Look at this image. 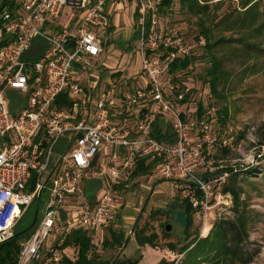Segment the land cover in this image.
<instances>
[{
	"label": "built area",
	"instance_id": "built-area-1",
	"mask_svg": "<svg viewBox=\"0 0 264 264\" xmlns=\"http://www.w3.org/2000/svg\"><path fill=\"white\" fill-rule=\"evenodd\" d=\"M14 1L12 9L5 5L0 10V241L14 234L33 200L46 193L37 225L19 240L17 264H56L64 255L74 259L76 250L69 251L62 244L76 227L90 233L91 249H100L103 242L98 233L103 225H113L124 204L116 187L121 182L127 185L142 157L159 159L151 177L191 174L193 179L186 182L192 191L185 197L193 207L207 209L211 200L223 196L213 189L212 182L218 178L209 176L213 167L203 150L214 137H209L202 120V138L193 141L189 136L178 109L186 91L174 93L170 75L162 74L156 61L144 58L148 79L130 93L115 94L112 88L99 87L98 81L82 82L84 63L102 49L106 0ZM137 1L144 45L149 35L143 31L144 10L152 4ZM64 6L69 10L63 11ZM36 36L46 46L39 57L31 59L29 49ZM170 54L176 55L177 47ZM10 91L21 103L13 112ZM61 92L67 94L68 104L58 107L55 99ZM156 114L168 119L173 142L151 135L150 123ZM187 157L197 159L209 171L193 175L185 164ZM92 178L106 180V185L91 200L81 201L84 184ZM196 189L202 192L201 199Z\"/></svg>",
	"mask_w": 264,
	"mask_h": 264
},
{
	"label": "rangeland",
	"instance_id": "rangeland-1",
	"mask_svg": "<svg viewBox=\"0 0 264 264\" xmlns=\"http://www.w3.org/2000/svg\"><path fill=\"white\" fill-rule=\"evenodd\" d=\"M143 1L146 5L152 4L150 7H145L144 13L150 10L151 18L154 19L149 35L144 37V45L141 44L140 36L135 37L137 26L140 28L141 23L139 2L137 0H106L103 10L107 24L101 34L102 49L98 55L88 58V61L84 63L85 66L80 72L81 80L87 85L98 81L99 87L112 88L115 94L130 93L136 87L144 85L148 79L143 68L144 58L156 61L162 69V74L170 75L174 93L179 90L189 93L188 99L181 101L178 105L180 114L188 126L189 136L193 141L202 138L204 126L201 125V120L203 119L209 137H214L209 145H203V150L207 156L206 160L213 167V173L209 176L218 178L212 182L213 189H218L223 196L218 200H211V206L207 209L203 210V207L194 206L195 210L192 211L189 219L186 217V222L181 223L175 220L176 210L182 209L175 199L181 200L192 191L191 184L186 182L193 179L191 174L184 177H163L160 174L151 177L145 174L129 180L127 185L121 182L122 184H119L116 189L121 193L124 204L112 227L122 229L128 239L123 248L121 245L115 249H108L102 245L98 251L113 257L118 255L138 257L137 264H156L163 257L173 261L172 264L179 263L184 256L180 248L188 239L196 234L205 235L203 226L207 225L209 231L218 217L233 214L232 195L223 190L230 174V171L225 168L231 167L232 171L237 170L238 173L241 198L246 201L249 208L255 209L254 218L248 224V241L244 244L245 249L254 252L253 259L248 264H264V144H260L264 140V70L258 74H243L242 78L233 76L225 87V100L218 99L209 91L208 84L203 80L204 68L207 65V57L203 49L205 38L203 35L197 36L196 17L181 9L178 0H173L169 6L159 12L157 10L159 4H156L154 0ZM236 2V0H224L219 12L226 7L234 6ZM135 8L139 12L138 19L134 16ZM67 10L69 8L64 6L63 11ZM64 20V14L60 15L59 21ZM221 28L216 29L215 34L227 38L230 31ZM222 43L224 46L217 45V49L225 54L229 50L228 44H236L232 39ZM180 45L182 48L178 49ZM165 46L177 47V54L180 55L184 53L194 55L187 67L175 74V81L167 69L168 56L163 57L167 51ZM232 61L234 60L229 62L233 63ZM8 97L10 98L9 108L13 112L21 103L11 91ZM199 100L205 106L202 118L196 115ZM223 104L228 107V115L225 120L220 121L216 111ZM62 142L61 138L56 148L61 146ZM189 158L187 157L185 164L190 167L193 175L199 177L209 171L204 168V165L199 164L197 159L193 161ZM193 162L195 164H192ZM249 165L256 166L253 174L246 173L244 170L248 169L244 167ZM105 185L106 180L87 179L80 200H91ZM45 194L43 192L39 198L33 200L15 225V230H23L29 226L31 229L35 228L44 212ZM36 211V220L32 224ZM122 213L128 214L124 218ZM187 219L191 220L188 227ZM166 223L171 225L168 230L164 227ZM140 227H144L145 233H155L156 246L147 243L138 244L133 234ZM187 234L188 237H186ZM98 236L101 239L108 236L107 225L102 226ZM169 243L174 247L169 246ZM72 249H74L73 246L69 248V251Z\"/></svg>",
	"mask_w": 264,
	"mask_h": 264
},
{
	"label": "trees",
	"instance_id": "trees-1",
	"mask_svg": "<svg viewBox=\"0 0 264 264\" xmlns=\"http://www.w3.org/2000/svg\"><path fill=\"white\" fill-rule=\"evenodd\" d=\"M173 0H160L158 12L164 7L169 6ZM181 9L196 17L197 36L203 35L204 54L207 57V65L204 68L203 80L208 84L209 91L218 99L225 100V87L233 76L242 78L243 74L258 72L264 70V0H236L232 7L219 12L224 0H178ZM7 5L9 9L16 6L14 0H0V10ZM135 19H138L139 12L137 8L134 11ZM151 26V13L147 11L144 18L143 31L147 34ZM222 27L230 33L227 38L219 37L215 34L216 29ZM236 34V35H234ZM140 36V28L137 26L135 37ZM232 39L236 44H228L229 50L225 54L222 50L217 49V45L223 47L222 41ZM1 43V40H0ZM44 40L36 36L32 39L29 55L31 59L39 57L45 49ZM163 46V45H162ZM167 51L163 54L168 56V71L173 75L184 70L189 62L194 58L193 53L176 54L171 56L170 50L175 49L173 46H165ZM233 58V59H231ZM233 63H230L229 61ZM240 72V73H238ZM182 87L181 85H179ZM189 93L186 92L182 101L188 99ZM58 107L67 105V94L61 92L55 99ZM197 107V117L202 118L205 106L199 100ZM220 121L225 120L228 115L226 104L221 105L216 111ZM203 120V119H202ZM150 133L160 141L173 142L175 140L169 122L162 118L161 114H156L150 123ZM264 144V140L260 142ZM158 158L142 157L130 172L128 180L135 177L149 174L153 166L157 163ZM244 169L246 173L253 174L256 171L255 165H249ZM230 171L227 182L223 190L230 192L232 195L231 216H220L212 224V227L205 235L196 234L188 239L182 246L184 252L183 258L177 264H248L252 259L254 252L244 248L248 241V224L254 218V210L248 207L246 201L241 198V187L237 170L227 167ZM32 179L29 187H32ZM195 184L194 181H191ZM86 184V183H85ZM122 184V183H121ZM198 199L202 198V192L196 189ZM184 209L186 217L189 219L195 208L192 206L188 197L181 200L175 199ZM187 219L188 227L191 220ZM108 227V236L102 239L103 246L108 249L120 247L128 239L122 229ZM30 226L23 230L16 229L14 234L3 241H0V264H17V256L20 248L19 240L29 235ZM188 230V229H187ZM139 245L149 244L156 246L154 240L155 233H145L144 227H140L133 234ZM188 237V234L187 236ZM91 235L87 230L76 227L66 235L63 246L68 250L71 246L76 250V257L71 259L64 255L56 264H137L138 257H120L107 256L101 253L96 247L91 249ZM169 246L174 245L169 243ZM91 249L89 254L87 253ZM173 261L160 258L156 264H172ZM29 264H36L32 262Z\"/></svg>",
	"mask_w": 264,
	"mask_h": 264
},
{
	"label": "water",
	"instance_id": "water-1",
	"mask_svg": "<svg viewBox=\"0 0 264 264\" xmlns=\"http://www.w3.org/2000/svg\"><path fill=\"white\" fill-rule=\"evenodd\" d=\"M36 215H37V211L35 212V215L33 217L32 224L36 220ZM175 220H177V221H179L181 223H185L186 222V213H185L184 209L179 208V209L176 210V212H175ZM170 226H171L170 223H166L164 225L166 230H168L170 228ZM124 244H125V241L123 242L121 248H123Z\"/></svg>",
	"mask_w": 264,
	"mask_h": 264
},
{
	"label": "bare ground",
	"instance_id": "bare-ground-1",
	"mask_svg": "<svg viewBox=\"0 0 264 264\" xmlns=\"http://www.w3.org/2000/svg\"><path fill=\"white\" fill-rule=\"evenodd\" d=\"M208 229H209V227H207V225L203 226V229H202L203 233L204 234L207 233Z\"/></svg>",
	"mask_w": 264,
	"mask_h": 264
},
{
	"label": "crops",
	"instance_id": "crops-1",
	"mask_svg": "<svg viewBox=\"0 0 264 264\" xmlns=\"http://www.w3.org/2000/svg\"><path fill=\"white\" fill-rule=\"evenodd\" d=\"M86 183V182H85ZM84 186H85V184H84ZM83 192H84V189H83ZM125 212V211H124ZM126 214H128V213H122V217H124V216H126ZM125 218V217H124Z\"/></svg>",
	"mask_w": 264,
	"mask_h": 264
}]
</instances>
